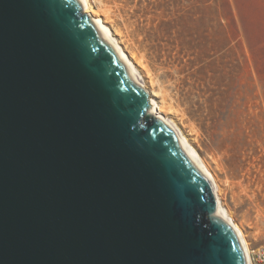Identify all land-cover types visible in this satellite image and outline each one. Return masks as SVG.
Returning <instances> with one entry per match:
<instances>
[{"label": "water", "instance_id": "1", "mask_svg": "<svg viewBox=\"0 0 264 264\" xmlns=\"http://www.w3.org/2000/svg\"><path fill=\"white\" fill-rule=\"evenodd\" d=\"M81 0H0V264H246L212 178Z\"/></svg>", "mask_w": 264, "mask_h": 264}, {"label": "rangeland", "instance_id": "2", "mask_svg": "<svg viewBox=\"0 0 264 264\" xmlns=\"http://www.w3.org/2000/svg\"><path fill=\"white\" fill-rule=\"evenodd\" d=\"M102 1L92 4L109 10L107 25L123 30L127 50L133 37L165 73L179 104L164 115L216 176L250 248L264 244V52H253L233 1Z\"/></svg>", "mask_w": 264, "mask_h": 264}, {"label": "bare ground", "instance_id": "3", "mask_svg": "<svg viewBox=\"0 0 264 264\" xmlns=\"http://www.w3.org/2000/svg\"><path fill=\"white\" fill-rule=\"evenodd\" d=\"M97 1L105 3V1L102 0ZM81 2L83 3L84 8L83 12L87 13L90 18L94 19L100 25L105 37L110 41L114 48L125 58V60L133 69L137 78L142 83L145 93L147 94L151 102V104H149V114L153 117L164 120L169 125L171 131L176 135V137L180 141H182V143L187 148L193 162L199 168L203 169L212 178L216 193V208L213 212V216L225 221L235 230L244 249L246 264H252L250 257L252 249L250 248V245L246 240L243 231L233 221L230 211L224 206L222 202L221 195L223 189L219 181L217 180L216 176L210 171L209 167L203 162L201 157L198 155L188 137L181 130L179 124L174 119L168 116L171 113V110H174V106L179 103L174 100L170 93L168 85L165 84V81L162 80V77L165 76V73L159 71L161 69L158 68L153 63V61L149 59L145 52V48H143L141 44L137 43L133 37H130V35L128 36V38L130 37L129 42L132 45L133 52H129L127 50V47L123 45V40H119L118 38L122 35L121 32H123V30L120 31L115 27V29L113 30V27L111 28L107 25L110 14L107 8H101L102 10L98 12L95 10L92 4V0H81ZM102 16H104L105 19L101 18ZM156 98H159L160 100L157 101ZM164 113L168 115H164Z\"/></svg>", "mask_w": 264, "mask_h": 264}, {"label": "crops", "instance_id": "4", "mask_svg": "<svg viewBox=\"0 0 264 264\" xmlns=\"http://www.w3.org/2000/svg\"><path fill=\"white\" fill-rule=\"evenodd\" d=\"M235 7L239 27L254 53L264 52V0H231Z\"/></svg>", "mask_w": 264, "mask_h": 264}, {"label": "built area", "instance_id": "5", "mask_svg": "<svg viewBox=\"0 0 264 264\" xmlns=\"http://www.w3.org/2000/svg\"><path fill=\"white\" fill-rule=\"evenodd\" d=\"M252 264H264V244H261L250 253Z\"/></svg>", "mask_w": 264, "mask_h": 264}]
</instances>
